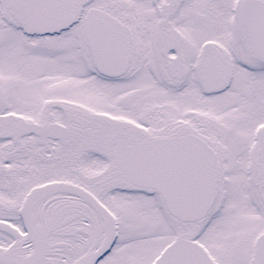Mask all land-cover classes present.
Instances as JSON below:
<instances>
[{
    "label": "snow or ice",
    "instance_id": "obj_1",
    "mask_svg": "<svg viewBox=\"0 0 264 264\" xmlns=\"http://www.w3.org/2000/svg\"><path fill=\"white\" fill-rule=\"evenodd\" d=\"M0 264H264V0H0Z\"/></svg>",
    "mask_w": 264,
    "mask_h": 264
}]
</instances>
